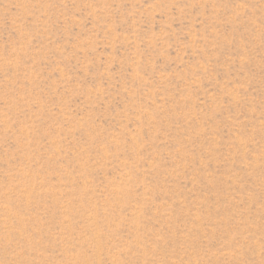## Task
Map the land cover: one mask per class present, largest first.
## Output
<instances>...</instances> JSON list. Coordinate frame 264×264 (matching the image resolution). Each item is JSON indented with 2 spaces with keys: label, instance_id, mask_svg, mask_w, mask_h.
Returning <instances> with one entry per match:
<instances>
[{
  "label": "rangeland",
  "instance_id": "rangeland-1",
  "mask_svg": "<svg viewBox=\"0 0 264 264\" xmlns=\"http://www.w3.org/2000/svg\"><path fill=\"white\" fill-rule=\"evenodd\" d=\"M0 264H264V0H0Z\"/></svg>",
  "mask_w": 264,
  "mask_h": 264
}]
</instances>
